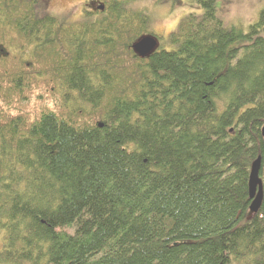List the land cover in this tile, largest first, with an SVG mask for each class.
<instances>
[{
    "label": "trees",
    "instance_id": "1",
    "mask_svg": "<svg viewBox=\"0 0 264 264\" xmlns=\"http://www.w3.org/2000/svg\"><path fill=\"white\" fill-rule=\"evenodd\" d=\"M45 1L0 0V264H264V8L245 32L189 0L143 57L129 0Z\"/></svg>",
    "mask_w": 264,
    "mask_h": 264
},
{
    "label": "rangeland",
    "instance_id": "2",
    "mask_svg": "<svg viewBox=\"0 0 264 264\" xmlns=\"http://www.w3.org/2000/svg\"><path fill=\"white\" fill-rule=\"evenodd\" d=\"M130 7L142 10L150 17V29L158 40V46L168 45V37L178 30L181 20L190 13L202 14V9L189 0H129ZM87 0H54L43 3L45 11L65 18L68 23L83 19L82 12ZM218 16L226 27L248 31L252 23L258 21L264 8V0H217ZM94 8L91 4L90 9ZM42 12V11H41ZM51 13V14H52ZM168 47V46H167ZM2 236H0V240ZM0 247L2 244L0 242ZM1 249V248H0Z\"/></svg>",
    "mask_w": 264,
    "mask_h": 264
},
{
    "label": "water",
    "instance_id": "3",
    "mask_svg": "<svg viewBox=\"0 0 264 264\" xmlns=\"http://www.w3.org/2000/svg\"><path fill=\"white\" fill-rule=\"evenodd\" d=\"M158 47V40L152 36H146L140 39L134 46L135 50L139 55L146 56L154 51ZM264 135V130H263ZM262 157L259 156L252 165L250 179H249V193L250 199L252 200L250 206L251 213H257L262 206L264 199L263 182L260 177Z\"/></svg>",
    "mask_w": 264,
    "mask_h": 264
},
{
    "label": "flooded vegetation",
    "instance_id": "4",
    "mask_svg": "<svg viewBox=\"0 0 264 264\" xmlns=\"http://www.w3.org/2000/svg\"><path fill=\"white\" fill-rule=\"evenodd\" d=\"M51 1H54V0H46L45 2H47V3H49V2H51ZM88 1V0H87ZM46 4V3H45ZM92 5H94V8H92V9H88L90 12H92V13H94L95 11H97V10H100V11H104L103 9H105L104 8V4H103V0H94L93 1V3H92ZM50 13H52V12H50ZM53 14V13H52ZM83 15H84V12H82V17H83ZM96 16V15H95Z\"/></svg>",
    "mask_w": 264,
    "mask_h": 264
}]
</instances>
